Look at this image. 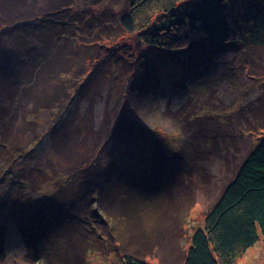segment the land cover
Listing matches in <instances>:
<instances>
[{
    "label": "rangeland",
    "instance_id": "obj_1",
    "mask_svg": "<svg viewBox=\"0 0 264 264\" xmlns=\"http://www.w3.org/2000/svg\"><path fill=\"white\" fill-rule=\"evenodd\" d=\"M128 4L129 0H77L71 11L61 12L63 18L75 12L83 22L70 24L63 33L65 37L56 39L50 48L64 45L73 66L69 74L72 77L65 81L66 86L74 85L68 88L73 90L67 102L54 109L42 108V103L37 105L32 96L19 97L21 82L33 81L32 72L38 67L30 66L32 55L20 57L14 35H0V46L6 55V61L0 62V137L6 133L8 139L16 141L18 149L25 150L20 158H14L12 148L0 151V204L8 196L15 210L0 208V224L7 229L5 257L0 264H43L26 255L21 231L32 217V207L24 199L17 200L18 193L29 195L39 188L32 196L48 195L58 190L77 165L94 162L96 156L102 165L106 164L109 148L104 146L111 142L108 135L121 117L133 119L129 115H134L141 125L154 129L168 147L160 144L149 169L137 170L154 176V189L145 192L148 199H161L174 188L181 189L186 199V192H192L187 207L177 214L181 221L179 241L186 244L195 229L204 226L207 211L248 151L264 136V45L237 49L231 46L225 51L215 45L213 63L203 71L199 69L201 76L194 72V67L200 68L199 62L193 65L188 53L181 56L141 43L137 33L128 32L116 39L105 36L114 28L101 26L100 19L107 17V24L111 23ZM11 15L16 18L14 12ZM30 39V45H34L35 38ZM146 78L151 82L149 94L144 89ZM47 84L40 81L37 90ZM70 132H75L74 136ZM168 165L172 169L165 182L161 174ZM182 169L192 170L191 177ZM182 181L188 182L191 189L181 188ZM8 187L9 195L3 196ZM110 222L104 232L123 233L130 226L127 221L116 227L118 220ZM33 227L26 232L43 231L40 226ZM108 241L103 240L105 251L88 253L89 264H119L118 252L105 254ZM40 244L53 252L64 251L61 237L45 239ZM153 253L146 260L158 264V251ZM235 264H264V236Z\"/></svg>",
    "mask_w": 264,
    "mask_h": 264
},
{
    "label": "trees",
    "instance_id": "obj_2",
    "mask_svg": "<svg viewBox=\"0 0 264 264\" xmlns=\"http://www.w3.org/2000/svg\"><path fill=\"white\" fill-rule=\"evenodd\" d=\"M76 1L3 0L0 3V35L5 32L14 35V46L20 50V57L25 53L32 55L26 60L30 66L34 65L33 69L38 67L32 72L33 81L21 82L19 97L32 96L34 102L42 103L45 109L66 103L69 91L73 90L68 88L74 87L65 83L69 76L72 77L69 74L73 66L64 45L54 50L50 48L56 39L65 37L63 33L68 31L70 24L83 22L75 12L64 15L66 18L60 16L61 12L71 11ZM22 8L25 10L21 11ZM13 12L15 19L11 15ZM95 17L101 18L99 14ZM107 21V17L100 19L101 26L106 24L105 27L114 28L111 34L105 35L108 38L137 33L141 43L169 53H181V56L188 53L193 65L199 62L200 68L194 67L199 75L213 63L215 45L221 46L223 51L231 46L237 49L264 45V0H129L128 7L111 23ZM30 38H35L34 45H30ZM0 50V62L6 61L5 51ZM89 78L90 75L87 80ZM17 81L20 82L19 78ZM40 81L48 84L38 91ZM145 81L148 85L144 84V89L149 94L152 90L150 78ZM258 109L260 112L261 107ZM129 116L133 119L121 117L108 135L111 142L104 146L109 148L106 164L102 165L100 157L96 156L94 162L77 165L58 190L48 195L32 196L39 188H34L29 195L18 193L16 199H24L32 207V217L21 231L27 257L42 260L43 264H89L88 253L105 251L103 240L108 239L105 254L118 252L119 264H154L146 260L153 251H163L155 255L159 257L158 264H235L264 236V136L248 151L207 211L204 226L195 229L186 244L179 241L181 221L177 214L187 207L192 192H186V199L181 189L174 188L175 192L164 193L161 199H148L145 192L154 189V176L137 170L149 169L161 145L164 148L167 145L154 129L141 125L134 115ZM261 127L264 129V124ZM70 134L74 136L75 132ZM15 142L5 133L0 140V151L12 148L14 158L24 156V148L18 149ZM169 168L172 169L168 165L161 174L165 182ZM181 171L188 172L191 177L192 170ZM187 184L182 181L181 188L185 187V191L189 187ZM9 189L6 188L3 196L9 195ZM6 199L0 208L14 212L13 202L8 196ZM157 210L161 213H155ZM115 220H118L115 227L127 221L130 224L127 232H104L111 225L110 221ZM34 224L43 231L26 232L31 226L35 227ZM6 232V227L0 224V259L5 257ZM52 237L64 240V251L53 252L40 244Z\"/></svg>",
    "mask_w": 264,
    "mask_h": 264
}]
</instances>
